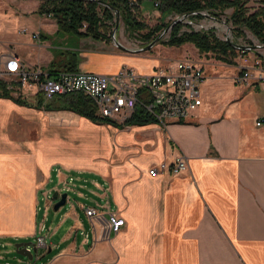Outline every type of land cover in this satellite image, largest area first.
I'll return each mask as SVG.
<instances>
[{
  "label": "crops",
  "instance_id": "0c3cea01",
  "mask_svg": "<svg viewBox=\"0 0 264 264\" xmlns=\"http://www.w3.org/2000/svg\"><path fill=\"white\" fill-rule=\"evenodd\" d=\"M40 1L0 0V55L47 72L65 59L51 43L60 35L55 21L37 14ZM72 52L82 73L129 65L150 74L158 64L106 45ZM207 66L201 107L166 126L117 128L0 98V263L8 264L12 242L41 237V264H264V83L240 86ZM180 156L187 172L149 176ZM65 188L74 199L67 194L57 211L41 206L45 193ZM89 208L100 220L86 216ZM109 214L124 220L117 234L105 229Z\"/></svg>",
  "mask_w": 264,
  "mask_h": 264
},
{
  "label": "built area",
  "instance_id": "2783aa9c",
  "mask_svg": "<svg viewBox=\"0 0 264 264\" xmlns=\"http://www.w3.org/2000/svg\"><path fill=\"white\" fill-rule=\"evenodd\" d=\"M142 1L150 3L154 9L159 7V0ZM19 32L39 42V35L28 28H21ZM204 79L202 65L190 60L175 61L166 68H156L150 74H139L132 68L123 67L112 75L80 72L49 75L40 68H27L14 54L0 55V93L18 97L24 102L32 96L38 97L43 104L58 96L80 94L89 99L99 118L120 125L129 120L138 108L163 126L187 121L202 105L200 86ZM234 82L240 86L264 83V59L240 57ZM262 123L260 118L256 126ZM187 170V161L180 156L171 165L162 163L148 173L151 178H156L163 171L178 176ZM64 191L67 193L68 189ZM85 214L100 220L92 208L86 209ZM123 226V219L115 214L108 215L105 229L109 233L117 234ZM33 242L34 247H45L41 237H36ZM26 250L31 253V247H26ZM33 260L37 258L30 262Z\"/></svg>",
  "mask_w": 264,
  "mask_h": 264
},
{
  "label": "trees",
  "instance_id": "16d2710c",
  "mask_svg": "<svg viewBox=\"0 0 264 264\" xmlns=\"http://www.w3.org/2000/svg\"><path fill=\"white\" fill-rule=\"evenodd\" d=\"M108 4L113 10L119 12V17L123 19L127 32L132 35L146 29L144 23L137 22L129 10L136 6H129V0H98ZM142 3V0H136ZM257 7H251L248 0H159L158 11L162 18L167 15L188 16L190 22H196L203 18L202 13H206L218 20V16L227 10L232 13L229 17V23L236 28V33L240 34L242 29L249 31L260 43L264 44V0L253 1ZM255 4V3H253ZM103 13V19L106 21L115 20V14L100 6L97 2H84L76 0H49L45 1L37 10L38 15L50 16L56 23L57 34L74 35L79 39L91 38L95 41L102 39L100 30L105 27L100 20L96 10ZM114 15H113V14ZM115 23V21H114ZM170 25V24H169ZM168 24L161 22L153 30H149L143 35H139L144 44L154 41L161 32L169 27ZM189 26L183 23H176L169 31L168 39L163 45L166 47L179 48L184 44H192L199 53L213 54L218 61L232 64V58L236 56L235 47L227 42L219 40L212 31L194 32L193 30L183 31ZM84 29V31H82ZM44 39V36H42ZM65 59L63 64H50L48 68L49 75H55L60 72H77V54L67 51L61 54ZM229 57H232L229 59ZM0 98L9 99V95L2 92ZM54 104L43 106L46 111H70L80 117L86 118L94 123L109 124L120 128L131 125L154 124L151 116L147 115L141 108L135 110L129 120L123 125H117L105 119L99 118L88 98L80 94L63 95L55 98ZM19 105H26L27 102L15 100ZM37 107H41L37 104Z\"/></svg>",
  "mask_w": 264,
  "mask_h": 264
},
{
  "label": "rangeland",
  "instance_id": "374dc122",
  "mask_svg": "<svg viewBox=\"0 0 264 264\" xmlns=\"http://www.w3.org/2000/svg\"><path fill=\"white\" fill-rule=\"evenodd\" d=\"M40 1V0H39ZM49 1V0H47ZM40 5H42L45 1H40ZM249 5L251 7H257L256 2L249 1ZM255 3V4H253ZM129 6H136L131 8L129 12L134 16L135 20L140 23H144L147 28L143 29L140 32H135L132 35H130L127 30L126 26L123 22V19L121 16L116 21L113 19V21H106L103 19V13L97 9L96 12L98 13V17L100 20H102L105 27H102L103 29L100 30V33L102 34L103 40H93L90 37L85 38V41L83 42L81 39L77 38L74 35H56L54 37V40L51 42L54 44L57 49L58 56H61V54H65L67 51H78L79 49H84L88 54H93L97 48H105V45L112 48L113 52H115L118 55L129 57V58H145L149 61V63L152 64L151 60H158V64L156 65V68H166L170 63H174L175 61L179 60H190L196 63H200V65L205 66L204 68L208 67L207 65H212L209 67L210 70H214L216 72L221 73H227L230 74V76L238 75V63L240 60V57H248L251 60L252 59H264V44L260 43L249 31L246 29H242L240 34L236 33V28L229 23V17L232 13L231 10L225 11L223 14L218 16V20H215L213 17L209 16L206 13H202L203 18L199 21L190 22L188 19L185 20V24L189 26L187 29H183V31H189L193 30L194 32H208L212 31V33L221 41L227 42L230 44H233L236 46L235 54L236 56L234 58L229 57V59L232 58V64L228 65L225 62L218 61L216 57L211 54H204L199 53L198 50L194 47L192 44H184L183 46L179 48L175 47H166L164 42L168 39L169 32L163 33V36L161 38V42L148 51L143 52H136L137 49H144L147 44H144V41H141L139 35H143L147 33L149 30H153L156 26H160L161 22L163 24H171L176 19L181 18L182 16H176V15H167L166 17L162 18L161 13L157 9H153L150 3H137L136 0H129L128 3ZM113 14V13H112ZM205 14V15H204ZM114 15V14H113ZM117 22V29L114 32V26ZM187 22V23H186ZM84 31V29H82ZM230 32V34H229ZM162 34V32L160 33ZM159 34V35H160ZM29 36V35H28ZM31 38V37H30ZM117 43H119L122 46V49L116 48L114 46L113 40ZM32 39V38H31ZM33 40V39H32ZM84 40V39H83ZM84 43V45H82ZM238 48L240 50H238ZM244 48H251V51L242 50ZM7 54V53H5ZM19 58V57H18ZM58 60H64L58 58ZM88 62V59L85 60V62ZM128 68H132L135 70V67L125 65ZM123 68V67H122ZM208 70V69H207ZM48 71V70H47ZM136 71V70H135ZM204 72V69H203ZM48 73V72H47ZM82 73V72H80ZM96 74V73H93ZM205 75V72H204ZM239 87L237 86V89ZM74 95V94H73ZM10 97V96H9ZM26 100L36 102L37 104H40L41 107L49 104L56 103L55 98L48 102L43 104L40 101V98L34 97ZM85 97V96H84ZM11 100H19L18 97H10ZM22 101V100H20ZM24 102V101H22ZM91 103V102H90ZM92 105V103H91ZM93 106V105H92ZM94 108V106H93ZM95 110V108H94ZM62 111V110H57ZM240 111H246L245 109H240ZM96 114V113H95ZM66 189V188H65ZM68 189V188H67ZM69 191V190H68ZM55 192V191H54ZM53 192V193H54ZM58 192V191H56ZM53 193L44 194L42 197V202H40L41 206L43 205V202H51L54 205V201L51 200V196ZM59 193V192H58ZM66 193V192H64ZM63 194V193H59ZM68 194V192L66 193ZM68 197L71 199H74L71 193L68 194ZM53 207V206H52ZM42 231V229H41ZM35 240V239H34ZM20 243H29L32 245L31 250L33 249V246L35 243L33 241H27V242H20ZM18 244V242H12L9 246L11 251V256L7 258L6 262L8 264H41L42 262L46 261L47 257L43 259H38V256L35 255L33 258H37V260H33L32 262L28 261L25 257L19 256L15 253L14 248L12 246ZM12 245V246H11ZM39 248V247H37ZM46 244L44 248L45 249ZM1 264V263H0ZM3 264V263H2Z\"/></svg>",
  "mask_w": 264,
  "mask_h": 264
},
{
  "label": "water",
  "instance_id": "95a60500",
  "mask_svg": "<svg viewBox=\"0 0 264 264\" xmlns=\"http://www.w3.org/2000/svg\"><path fill=\"white\" fill-rule=\"evenodd\" d=\"M41 1H47V0H41ZM59 1H61V0H59ZM76 1H84V2H88V1H91L92 2L93 1V2H97L100 6H102V7L106 8V9L112 11L115 14V20L116 21L119 19V12L116 11V10H113L112 7L109 6L106 3H103V2L98 1V0H76ZM186 19H188V16H182L181 18L176 19L154 41H152L151 43H149L144 49H137L135 53H137V52H143V51H148L149 49H151L155 45L159 44L161 42V38L163 36V33L169 32L170 29H171V27L173 25H175L176 23H183V24H185L184 22H185ZM117 27H118V25H117V22H116L115 23V26H114V29H115L114 32L116 31ZM229 34H230V32H229ZM113 42H114V46L116 48L122 49V46L119 43H117L115 41V39L113 40ZM231 45H233V44H231ZM234 47H235V50H236V46H234ZM238 50H240V49L238 48ZM242 50L251 51V48H244ZM66 199H67V194L66 193H63V194H60L59 195L58 192H54L52 194V196H51V200L55 202L54 205H53V210L54 211H57L59 208L63 207L66 204ZM28 246H31L32 247V245L29 244V243H18L16 245H14V249H15V253L17 255L22 256V257H25L28 261H31L33 259V257L35 256L36 249L33 246V249L31 250V253H30V252H28L26 250V247H28Z\"/></svg>",
  "mask_w": 264,
  "mask_h": 264
}]
</instances>
